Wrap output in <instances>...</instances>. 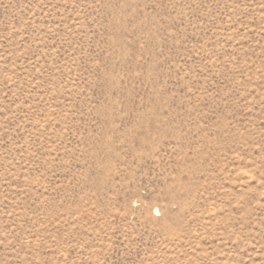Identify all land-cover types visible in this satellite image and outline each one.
Masks as SVG:
<instances>
[{
	"label": "rangeland",
	"instance_id": "rangeland-1",
	"mask_svg": "<svg viewBox=\"0 0 264 264\" xmlns=\"http://www.w3.org/2000/svg\"><path fill=\"white\" fill-rule=\"evenodd\" d=\"M0 264H264V0H0Z\"/></svg>",
	"mask_w": 264,
	"mask_h": 264
},
{
	"label": "bare ground",
	"instance_id": "bare-ground-1",
	"mask_svg": "<svg viewBox=\"0 0 264 264\" xmlns=\"http://www.w3.org/2000/svg\"><path fill=\"white\" fill-rule=\"evenodd\" d=\"M156 211V210H155Z\"/></svg>",
	"mask_w": 264,
	"mask_h": 264
}]
</instances>
